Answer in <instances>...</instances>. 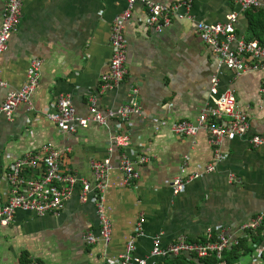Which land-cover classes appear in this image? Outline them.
Here are the masks:
<instances>
[{"label": "crops", "instance_id": "0c3cea01", "mask_svg": "<svg viewBox=\"0 0 264 264\" xmlns=\"http://www.w3.org/2000/svg\"><path fill=\"white\" fill-rule=\"evenodd\" d=\"M128 0H24L17 31L0 55V103L10 91L20 89L27 68L41 60L39 81L29 103L20 102L8 120L0 115V176L17 157L49 142L64 151L62 169L93 182L90 160L109 158L112 168L104 190L105 214L111 223L108 242L89 244L88 232H98V218L92 201L80 202L76 192L57 212L38 215L17 210L12 221L0 225V264H20L26 255L33 264H102L124 251L136 222L143 219L144 234L135 241L134 255L148 256L151 238L159 235L163 246L180 236L202 240L207 228L235 225L264 209V145L254 147L248 137L264 135V97L260 93L261 70L235 73L220 64L212 48L202 40L196 22L226 21L234 13L235 47L250 38V18L258 9L242 11L235 0H189L183 16L172 15L161 31L148 23L146 6L136 1L124 24L126 78L112 89L101 91L100 75L111 58L110 33L114 18ZM164 6L186 0H154ZM264 12V0H261ZM5 0H0V25ZM187 12H186V11ZM191 16V18L188 17ZM264 28V25H263ZM260 30V29H259ZM261 44V43H260ZM219 91L229 90L237 107L250 123L246 137L223 139L214 156L210 135L205 130L193 136L177 137L168 123L195 122L210 102L211 79ZM131 86L146 116L108 120L106 125L89 121L74 133L62 132L45 114L53 100L68 94L78 116L88 114L90 98L104 111L128 102ZM126 133L125 149L132 160L143 154L149 161L138 164L139 177L125 185L117 168L122 150L113 137ZM215 163L206 172L208 164ZM185 170L182 172L181 168ZM201 172L178 194L172 182L183 174ZM234 178L232 179V177ZM6 184L0 182V206L6 200ZM250 260L248 258L244 264ZM253 264V262H250Z\"/></svg>", "mask_w": 264, "mask_h": 264}, {"label": "built area", "instance_id": "2783aa9c", "mask_svg": "<svg viewBox=\"0 0 264 264\" xmlns=\"http://www.w3.org/2000/svg\"><path fill=\"white\" fill-rule=\"evenodd\" d=\"M136 1L142 2L147 8L148 23L156 30L161 31L171 23L172 15L183 16L180 10L188 11L190 1L175 2L164 6L154 0H128L127 7L113 20L110 33L111 58L108 70L100 75L101 91L112 89L122 82L127 75L125 66L126 41L124 38L125 21L131 17L132 9ZM242 11L259 9L261 0H235ZM24 0H5L3 20L0 25V55L7 49L8 40L14 34L21 19ZM185 10V11H186ZM186 11V12H187ZM191 18L190 15H188ZM236 16L230 13L224 23L196 22V28L200 37L213 50L220 64L225 65L235 73L242 71L261 70L263 72L260 93L264 97V44L256 41L239 40L235 47L231 46L235 39L234 22ZM40 59H34L27 68V79L23 86L10 91L5 100L0 103V115L10 120L14 108L20 102L29 103L31 94L39 81ZM132 98L117 107H110L101 111L96 106L94 97L90 98L88 114L78 116L68 94H61L53 100L45 116L51 120L64 133H74L78 127H86L89 121L106 125L108 120L118 118L127 120L131 115L146 116V112L139 106L135 96L139 92L137 86L130 88ZM210 102L201 110L195 122L179 120L168 123L164 119L153 117L152 120L161 126L168 125L177 137L193 136L200 130L209 133V142L214 148V156L217 160H223L226 155L219 149V143L223 139L243 138L247 136L250 123L247 114L237 107L234 94L229 90L219 91L217 78L211 79L209 88ZM115 146L122 150L117 168L122 173L125 185H133L139 177L138 164H144L150 159L141 154L137 160L128 157L125 149L130 145V137L126 133H117L113 137ZM248 142L254 147L264 145V135L251 134ZM64 151L56 149L51 143L42 144L37 150L28 151L15 158L1 176L0 182L6 184V200L0 206V225H8L15 211L23 210L34 212L38 215L53 213L60 210L64 202L77 190L80 202L92 201L98 218V232H88L85 240L89 244L98 241L108 242L111 237V223L105 214L104 190L106 177L112 168L109 158L92 159L90 167L93 174V182L86 177L62 169V156ZM137 165V166H136ZM215 163L208 164L204 171L214 169ZM185 170L182 166L181 171ZM201 172L190 175L177 176L172 182L174 194L182 192L187 183L199 177ZM232 179L234 176H230ZM143 219L136 222L129 235L124 251L113 260H104L102 264H158L160 259L180 254L193 255L197 259H204L209 255L216 257L212 264H225L222 260L224 251L239 243L243 237L248 238L257 230L264 233V209L254 214L251 218L227 227L220 226L215 232L207 228L202 240H189L180 236L176 241L165 246L161 243L159 235L151 238L152 247L148 256L134 255L135 241L138 236L144 234L142 228ZM256 245L253 264H264V243ZM246 261H243L245 263ZM20 264H33L22 262Z\"/></svg>", "mask_w": 264, "mask_h": 264}, {"label": "trees", "instance_id": "16d2710c", "mask_svg": "<svg viewBox=\"0 0 264 264\" xmlns=\"http://www.w3.org/2000/svg\"><path fill=\"white\" fill-rule=\"evenodd\" d=\"M249 11V10H248ZM250 18L251 26L250 38H256L261 44H264V12L261 9H258L256 13L253 14ZM260 29V30H259ZM264 229V223L262 225ZM264 243V233L261 234L260 230H257L255 233L246 238L243 237L239 240V243L231 248V250H226L222 254V260L225 264H244L241 257L244 255H249L253 258L256 245ZM21 263L27 262L28 258L26 255L20 258ZM216 261V257L209 255L204 259H197L193 255L180 254L177 256H170L164 259H160L158 264H212Z\"/></svg>", "mask_w": 264, "mask_h": 264}, {"label": "rangeland", "instance_id": "374dc122", "mask_svg": "<svg viewBox=\"0 0 264 264\" xmlns=\"http://www.w3.org/2000/svg\"><path fill=\"white\" fill-rule=\"evenodd\" d=\"M247 258H248V256H247V255H244V256H242V257H241L242 261H246V260H247Z\"/></svg>", "mask_w": 264, "mask_h": 264}]
</instances>
